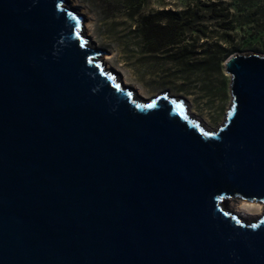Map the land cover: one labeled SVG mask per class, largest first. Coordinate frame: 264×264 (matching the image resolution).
I'll list each match as a JSON object with an SVG mask.
<instances>
[{
	"label": "water",
	"instance_id": "1",
	"mask_svg": "<svg viewBox=\"0 0 264 264\" xmlns=\"http://www.w3.org/2000/svg\"><path fill=\"white\" fill-rule=\"evenodd\" d=\"M68 4L0 0V264H264V216L226 206L264 205V57L227 59L210 132L124 88Z\"/></svg>",
	"mask_w": 264,
	"mask_h": 264
},
{
	"label": "rangeland",
	"instance_id": "2",
	"mask_svg": "<svg viewBox=\"0 0 264 264\" xmlns=\"http://www.w3.org/2000/svg\"><path fill=\"white\" fill-rule=\"evenodd\" d=\"M67 1L69 7L83 16V33L91 42L88 43L89 48L109 54L102 56V65L115 74L124 88L133 90L137 99L147 102L167 92L169 98L182 99L188 114L199 120L207 130L215 131L223 125L232 101L231 76L225 72V63L218 68L212 58L203 56L210 42L202 40L198 45L197 56L182 60L183 56L177 55V48L172 53H147L137 34L140 18L161 8L182 11L187 4L195 3L196 0H149L141 11L131 12L122 9L124 0ZM136 13L139 14L133 17ZM251 13H255V16L247 22L246 15ZM202 15L205 17L202 25L214 29L215 24L207 19L209 14L203 12ZM236 21L232 26L241 31L249 30L252 39L246 35L240 41V51L231 56L252 53L264 57V11H241ZM193 62L197 63V69L193 67ZM256 204L252 207L251 203L243 200L226 201L229 210L248 221L251 219L239 211L248 215L263 214L264 205Z\"/></svg>",
	"mask_w": 264,
	"mask_h": 264
},
{
	"label": "trees",
	"instance_id": "3",
	"mask_svg": "<svg viewBox=\"0 0 264 264\" xmlns=\"http://www.w3.org/2000/svg\"><path fill=\"white\" fill-rule=\"evenodd\" d=\"M148 1L124 0L125 7L122 5V9L141 11ZM241 11H264V0H230L229 3L223 0H196L187 4L182 11L161 8L138 20L137 34L147 53H172L177 48V55H182V60L197 56L198 45L205 39L210 44L205 47L203 56L212 58L215 66L220 68L232 54L240 51V41L246 35L252 39L249 30L241 31L232 26ZM203 12L209 14L207 19L215 24L214 29L202 25L205 19ZM254 16L255 13L246 15L247 22ZM187 64L190 65L189 62ZM193 64L197 69V63Z\"/></svg>",
	"mask_w": 264,
	"mask_h": 264
},
{
	"label": "bare ground",
	"instance_id": "4",
	"mask_svg": "<svg viewBox=\"0 0 264 264\" xmlns=\"http://www.w3.org/2000/svg\"><path fill=\"white\" fill-rule=\"evenodd\" d=\"M87 37V36H86ZM87 46L89 47V44L87 43ZM210 132H213L211 129H210ZM252 205V207H254V206H257V204L256 203H251ZM259 207H260V205H259ZM239 213H241V214H243L244 216H247L249 219H251L250 221H255L254 219H256V220H258V219H260L262 216H264V213L263 214H260V215H248V214H246L245 212H242V211H239Z\"/></svg>",
	"mask_w": 264,
	"mask_h": 264
}]
</instances>
